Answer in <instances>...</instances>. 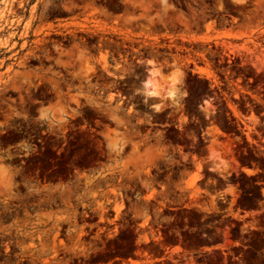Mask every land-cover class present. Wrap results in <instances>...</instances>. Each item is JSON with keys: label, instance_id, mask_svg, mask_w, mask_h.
I'll return each instance as SVG.
<instances>
[{"label": "rangeland", "instance_id": "374dc122", "mask_svg": "<svg viewBox=\"0 0 264 264\" xmlns=\"http://www.w3.org/2000/svg\"><path fill=\"white\" fill-rule=\"evenodd\" d=\"M0 264H264V0H0Z\"/></svg>", "mask_w": 264, "mask_h": 264}, {"label": "bare ground", "instance_id": "6f19581e", "mask_svg": "<svg viewBox=\"0 0 264 264\" xmlns=\"http://www.w3.org/2000/svg\"><path fill=\"white\" fill-rule=\"evenodd\" d=\"M158 72V71H157ZM169 73H170V71H169ZM174 73V72H173ZM171 74H169V76H170ZM175 75V74H174ZM174 75H172L174 78H172V80H175V79H177V75L176 76H174ZM172 82H175V81H172ZM145 83H148V82H145ZM174 84V83H173ZM170 86H172V84L170 85ZM148 91H150V90H148ZM150 92H152V93H154V94H157L158 92L157 91H150ZM196 175V174H195ZM196 177V176H195Z\"/></svg>", "mask_w": 264, "mask_h": 264}]
</instances>
